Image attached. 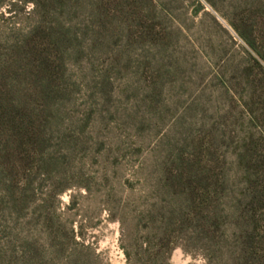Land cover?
Masks as SVG:
<instances>
[{
    "label": "rangeland",
    "instance_id": "374dc122",
    "mask_svg": "<svg viewBox=\"0 0 264 264\" xmlns=\"http://www.w3.org/2000/svg\"><path fill=\"white\" fill-rule=\"evenodd\" d=\"M0 264H264V0H0Z\"/></svg>",
    "mask_w": 264,
    "mask_h": 264
}]
</instances>
